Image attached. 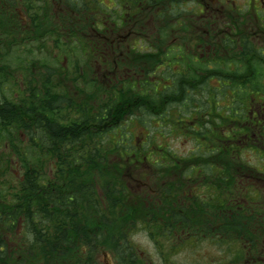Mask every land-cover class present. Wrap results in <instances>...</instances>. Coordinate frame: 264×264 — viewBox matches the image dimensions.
<instances>
[{"label":"flooded vegetation","instance_id":"af4514ba","mask_svg":"<svg viewBox=\"0 0 264 264\" xmlns=\"http://www.w3.org/2000/svg\"><path fill=\"white\" fill-rule=\"evenodd\" d=\"M0 6L6 29L20 38L58 27L66 34L63 45L85 49L77 58H41L57 69L53 79H62L64 87L38 92H61L89 106L97 114L91 122L96 128L103 127L109 108L107 124L134 125L129 115L138 113L135 103L150 104L154 94L164 111L169 90L147 87L157 74L164 79L187 66L196 69L198 82L209 81V89L190 91L209 92L210 130L203 139L210 153L194 152L193 146L158 155L164 168L149 159L139 177L132 166L125 168L131 171L124 174L129 186L131 179L137 184L132 203L144 201L146 221L160 223L162 232L146 234L151 247L140 249L134 240L110 252L83 247L70 264H264V0H0ZM8 43L0 39V48ZM24 43L58 47L52 39ZM154 63L155 75L148 72ZM76 65L80 83L71 75ZM46 68L34 66L36 73ZM11 70L6 89L12 103L23 107L25 69ZM199 118L193 110L187 121L197 124ZM17 175L24 179L23 171ZM22 223L19 218L15 231L5 228L0 264H35Z\"/></svg>","mask_w":264,"mask_h":264},{"label":"trees","instance_id":"16d2710c","mask_svg":"<svg viewBox=\"0 0 264 264\" xmlns=\"http://www.w3.org/2000/svg\"><path fill=\"white\" fill-rule=\"evenodd\" d=\"M5 25L0 6V39L9 41L8 47L0 48V52L3 51L0 57H4L0 58V144L5 140L3 148L9 153L0 154V164H3L0 175L5 178L11 175V162L15 156L21 162L24 179L12 182L8 177L0 184V241L4 239L5 228L8 227L6 231L9 232L15 231L17 220L22 218V232L33 252L35 264H70L68 259H77L83 247L101 246L115 251L129 248L136 225L146 234L162 232L160 223L146 221V214L141 212L147 209L144 201L138 206L132 203V191L124 176L128 165L147 167L149 159L156 163L155 168L163 169L157 156L162 154L148 155L147 145L136 144L139 141L129 128L133 126L131 121L107 124L112 116L111 108L105 112L103 127L96 128L91 122L92 118L93 122L97 121V114L92 116L89 106L78 104L61 92H38L40 87L47 90L64 87L62 79L57 82L53 79L57 69H49L44 60L40 62L41 58H77L85 49L63 45L66 34L58 27L56 32L49 29L26 31L20 38V32H9ZM41 38L52 39L58 47L56 50L37 49L24 43V40ZM157 55L164 56L162 53ZM8 57L18 60L16 66L22 65L25 69L23 107L12 103L10 91L6 89L13 65L7 61ZM38 64L47 67L46 70L36 73L34 66ZM184 67L185 73L176 71L168 77L163 75L164 79L157 74L150 86L147 83L153 90L161 87L169 90L164 111L154 94L150 104L140 103L139 106H143L139 108L135 103L136 112L142 110L141 114L132 112L129 116L134 115L131 120L137 121L138 128L161 130L163 139L177 131L179 135L191 138L194 152L209 154V142L203 139L210 130L209 92L195 94L190 91L209 89V81L198 82L196 69ZM156 68L154 63L148 72L155 75ZM71 75L80 83L79 65ZM165 79L169 80L161 81ZM193 110L200 115L197 124L187 121ZM206 112L208 116L203 118L202 114L206 115ZM153 120L161 122L155 126ZM123 128L127 131L123 132ZM123 136L127 141L122 139ZM162 148L163 154H176L169 146ZM131 226L134 230L127 231ZM125 264L134 263L127 260Z\"/></svg>","mask_w":264,"mask_h":264},{"label":"rangeland","instance_id":"374dc122","mask_svg":"<svg viewBox=\"0 0 264 264\" xmlns=\"http://www.w3.org/2000/svg\"><path fill=\"white\" fill-rule=\"evenodd\" d=\"M8 60L7 61H10L13 63V65H11V71L13 72H16V70L14 69L15 67L17 68V63H18V60H13L12 57L11 58H7ZM22 66V65H21ZM147 120H149V118H145ZM161 121H158V120H153L152 124L157 126L159 125L158 123H160ZM150 123H148L147 125H149ZM133 125V124H132ZM151 126V125H149ZM173 126H176L173 125ZM132 129L133 133H135V135L137 136L136 139H138L136 144H138V146L140 144H143V145H147V148H148V155H157V154H163L164 151H163V148L162 146H169V149L173 152V153H186V152H189V150L193 147L192 146V142L189 140V138H186L184 136H181L179 135V133L176 132H173V133H170V134H167V136H165V138L163 139L162 138V133H161V130H159L158 128H154L152 127V129L150 131L148 130H145L144 128H138V126L136 124H134L133 126L129 127ZM123 132H126L127 130L125 128L122 129ZM166 130V129H165ZM163 129V131H165ZM123 134H121L122 136ZM24 138L26 137L25 134H23ZM120 136V137H121ZM128 136L127 134H125V137ZM124 136L122 137V139L124 141H127L126 138ZM5 142V140H2V143L0 144V154L2 153H6V154H9L7 152L6 149L3 148V143ZM12 171H11V175H9V179L14 182L16 179L19 178V176L17 175V172L19 171H22V165H21V162L14 156L12 158ZM3 164L1 163L0 164V169L3 167L2 166ZM138 167V168H137ZM137 167L135 166H132V172L137 174L136 176L139 177V173H143L145 172L148 168L147 167H143L142 164H139ZM124 169V168H123ZM1 172V170H0ZM125 174L128 173V172H131L130 170L126 171L125 169ZM8 177H3V175H0V184L2 182H4L5 180L8 179ZM161 178V177H159ZM162 179V178H161ZM131 187H129V189H131L132 191V195H130V198L133 200L134 199V190L137 188V184L135 183V179H131ZM3 185V184H2ZM149 190V189H147ZM146 190V191H147ZM148 192V191H147ZM187 228V230L190 229L191 226H185ZM192 229V227H191ZM135 232L133 233V237H132V240L134 239V241L137 242V245L140 249H146V247H151V244H147V238H146V232L144 230H139V227L136 225V229L134 230ZM112 254L111 253H108V260L111 261L112 259Z\"/></svg>","mask_w":264,"mask_h":264}]
</instances>
